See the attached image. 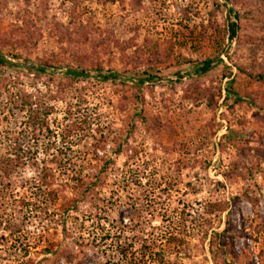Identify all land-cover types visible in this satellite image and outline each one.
I'll use <instances>...</instances> for the list:
<instances>
[{"label": "rangeland", "instance_id": "1", "mask_svg": "<svg viewBox=\"0 0 264 264\" xmlns=\"http://www.w3.org/2000/svg\"><path fill=\"white\" fill-rule=\"evenodd\" d=\"M0 49V162L75 121L83 182L57 169L44 207L32 166L0 169V222L24 235L1 223L0 264H264V0H0Z\"/></svg>", "mask_w": 264, "mask_h": 264}, {"label": "trees", "instance_id": "2", "mask_svg": "<svg viewBox=\"0 0 264 264\" xmlns=\"http://www.w3.org/2000/svg\"><path fill=\"white\" fill-rule=\"evenodd\" d=\"M235 20H236L235 22H231V26H230L231 27V37H234L236 35V31L238 30L239 18L237 15H235ZM115 43H116V47L122 51L123 48L120 47L121 45H119L118 42H115ZM1 51L2 50L0 49V54H1ZM154 53L157 55V52H154ZM77 55H78V53H77ZM48 60H49L48 62L41 64L38 67V72L45 73L49 69H53L52 74L56 75V71H58V69H56L55 62H52L53 60H51V59H48ZM0 63H2V62L0 61ZM210 65H211L210 60H205L202 64L200 71L208 70L210 68ZM91 70H95L98 73H101L103 71L102 68H100L99 66H93L88 71L83 70L82 68L80 69V68L68 67L66 72L60 75V79L58 80V83H60V85L62 87L65 86V87H63V89L64 88L66 89L68 86H71L72 84H74L78 80H80L82 78H87V76H88L87 72H89ZM99 78L106 79L105 76H100ZM138 80L141 82V85L143 84V85L149 86L150 81H151V77L147 72H144L141 74V77H139ZM63 82H65V83H63ZM124 84H127V82L125 81ZM62 87H60V88H62ZM137 99H138L137 95L133 97L134 101H137ZM23 106H24L23 107L24 109L27 107L26 108L27 111L32 109L31 104H23ZM30 123H32L33 126L38 125L37 120L35 118L32 119L30 121ZM60 126H56V129L60 130ZM44 127H45V130L47 132V137L50 138V140L46 141L44 144L43 143L40 144L39 142H37V146L41 147V148H36V149H33L31 146H29L28 148H22V143L15 142L13 145V148H12V153L9 154V156L5 160L0 162V169L3 170V173H5L7 176H9V174L15 168H24L27 165L32 166V168L34 169V171L36 173V177H38V180L34 179V181H30V184L28 183V187L25 186V188H28V190L30 189L29 191H30L31 196L39 197V195L42 194L41 196H43L44 199L41 200V205H43L45 207L48 205L47 203H51L50 201L55 202L56 199L58 198L57 189L51 188L52 183L48 182V179L52 178V173H54L57 169H58L59 173H62L63 176L64 175L68 176V179H69L68 182H64L63 185L72 189L73 191H76L78 188H82L83 182H82V178H81L82 177V167H79V168L76 167L75 163H73L72 158L70 157V154H69L71 151L69 150V148L67 146H65L66 144L64 145L65 140L69 137L70 134H72L76 130H80L79 124L75 121L71 122L70 125L65 124L60 135L55 130L49 129V127L46 123L45 124L41 123L39 126V128H42V129ZM57 134L59 135V138H60L59 141L63 145L56 144L57 142L54 139H55V136H57ZM32 136L36 137V136H34V134ZM38 149H41V151H43V154H45V155H49V153H52V152H50L51 150H53L54 152L52 154H50L52 156L51 158H39L38 157V154H39ZM59 156H60V158H59ZM53 164L56 165V168L54 170H53V168L50 167ZM94 185H95V182H92L91 184H89V186L86 184L83 191L88 190V189L90 191L91 187ZM9 187H10L9 185L5 186V190H8ZM83 191L80 192V194H83ZM6 193H8V192H5V195H6ZM64 198H65V200L67 199V201L73 202V204H74V205L73 204L72 205L66 204L65 206L60 205L64 212L65 211L68 212L69 210L74 209L75 204L79 201L78 197L72 199V198H69L67 196H64ZM1 199H2V201L6 202V204L9 205V207L13 206L14 201H12L10 199L9 200L6 199L5 196H3ZM50 199H53V200H50ZM18 203H20L22 205V207L25 208V213H30L27 211H29V209H31V207H33V205H34V203L30 199H26V198H24V199L21 198L20 202H18ZM96 205H97L96 208H98V204H96ZM45 212H46V210H45ZM29 215L30 214H24V216H23L24 222L27 223V221H29ZM1 219H2V217H1ZM1 223H5V227L3 230H6V231L8 230L9 231L8 235L10 237L14 236L16 233L20 234L18 236L24 237V235L22 234V230L21 229L16 230L13 226L10 225L8 220L3 219V221L0 222V226H1ZM4 237H5L4 235L1 236V238H4ZM108 237H109L108 234L107 235L104 234V236H102V238H108Z\"/></svg>", "mask_w": 264, "mask_h": 264}, {"label": "built area", "instance_id": "3", "mask_svg": "<svg viewBox=\"0 0 264 264\" xmlns=\"http://www.w3.org/2000/svg\"><path fill=\"white\" fill-rule=\"evenodd\" d=\"M253 264H261V262L257 256H254Z\"/></svg>", "mask_w": 264, "mask_h": 264}]
</instances>
